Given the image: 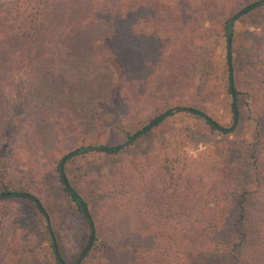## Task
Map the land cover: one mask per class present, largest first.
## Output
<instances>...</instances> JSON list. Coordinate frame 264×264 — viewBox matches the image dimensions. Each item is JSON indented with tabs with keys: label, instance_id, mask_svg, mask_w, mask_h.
I'll list each match as a JSON object with an SVG mask.
<instances>
[{
	"label": "trees",
	"instance_id": "obj_1",
	"mask_svg": "<svg viewBox=\"0 0 264 264\" xmlns=\"http://www.w3.org/2000/svg\"><path fill=\"white\" fill-rule=\"evenodd\" d=\"M262 2L253 1L240 10L248 12ZM191 4L192 0H0V109L8 96L6 87H12L9 95L18 98L23 111L27 93L34 95L32 125L46 144L57 139L55 120L63 117L66 101L82 104L70 108L87 116L114 112L128 120L146 115L150 120L143 126L147 127L144 133L177 112L203 117L212 129L231 133V128L219 125L190 98L166 102V110L150 114L158 96L178 87L179 64L198 54L203 44L200 31L199 37L196 32L188 40L185 27L180 30L182 52L171 41L170 36L180 34L173 36L176 28L170 25L198 16L197 10H190ZM231 20L229 16L223 23L227 36L232 32ZM227 85L236 97L231 111L238 115V91L230 68ZM260 108L257 138L247 161L255 179L253 188L236 182L238 169L226 158L205 152L191 156L176 147L155 148L141 168L132 166L128 173L118 171L107 177L100 191L108 201L96 218L71 182L67 162L93 154L112 158L139 135L130 142L75 146L62 172L57 165V174L64 194L83 215L87 239L74 262L65 264H195L200 256L229 259V264H264V108ZM143 128L129 132V138ZM0 194L31 202L46 218L33 193L4 188ZM92 235L91 246L81 258ZM52 245L56 264H61L53 240Z\"/></svg>",
	"mask_w": 264,
	"mask_h": 264
},
{
	"label": "rangeland",
	"instance_id": "obj_2",
	"mask_svg": "<svg viewBox=\"0 0 264 264\" xmlns=\"http://www.w3.org/2000/svg\"><path fill=\"white\" fill-rule=\"evenodd\" d=\"M253 1L257 0H192L190 10L193 7L199 12L195 20L179 21L170 26L176 28L173 36L179 35L185 27L188 40L196 37V32L199 37L200 31L203 44L197 56L179 64L178 87L158 96L156 109L150 113L155 115L166 110V102L190 98L219 125L232 126L231 133H219L203 117L177 112L166 116L149 132L143 131L112 158L99 154L72 158L66 164L67 173L88 200L96 218L108 201L100 191L106 186L107 177L114 172L128 173L130 168H141L146 155L155 148L172 150L176 147L191 156L205 152L226 158L238 169L236 182L246 186L252 184L251 188L255 186L254 175L247 170V161L251 160L248 150L257 138L256 121L262 116L260 107L264 108V2L233 20L229 35L230 63L227 61L228 36L223 26L227 17ZM170 37L176 50L182 52L181 34L178 38ZM229 68L238 91L240 110L234 124L232 96L227 87ZM5 89L8 96L0 109V141H3L0 146V192L9 188L33 193L42 203L46 218L23 198L0 197V264H56L49 230L60 257L64 262L72 263L85 245L87 230L83 215L75 210L62 190L57 174L59 160L82 142L123 143L135 128H143L150 117L137 114L126 120L114 112L87 116L85 111L81 113L75 109L77 112H72V107L81 108L82 104L66 101L63 117L55 120L59 123L54 125L55 130L59 128L57 139L46 144L40 142L32 125L36 118L34 95L27 93L28 102L23 111L18 98L9 95L12 87ZM13 90L16 94L18 86ZM49 114L52 118V113ZM226 260L200 256L195 264H229L230 260Z\"/></svg>",
	"mask_w": 264,
	"mask_h": 264
},
{
	"label": "water",
	"instance_id": "obj_3",
	"mask_svg": "<svg viewBox=\"0 0 264 264\" xmlns=\"http://www.w3.org/2000/svg\"><path fill=\"white\" fill-rule=\"evenodd\" d=\"M244 11H245V9L240 10L236 15L232 16V20H231V22H230V25H231V26H232V22H233V20L235 19V17H236L237 15H241L242 13H244ZM227 61H228V63H230V36L227 37ZM231 96H232V102L234 103V92H233V91H231ZM190 110H192V109H190ZM168 114H169L168 112L165 113V115H168ZM199 114H201V113H199ZM236 118H237V113L235 112V113H234V117H233V124L236 122ZM209 120H210V119H209ZM156 121H157V120H154V121L152 122V124L156 123ZM210 121H211V120H210ZM212 123L216 125V122L213 121ZM217 127H218V128H221V126H218V125H217ZM230 128H232V126H231ZM146 129H147V127L143 128L142 130H140V131H138L137 133H135L134 135H132V136L127 140V142H130L131 140H133L136 136L140 135V134H141L143 131H145ZM73 151H74V150H73ZM73 151H70V152L66 153V154L63 155V157L61 158V161H60V163H59V168H60L61 172H62V168H63L64 161L66 160V158H67V157H68ZM63 178L65 179V176H64V175H63ZM0 195H1V194H0ZM33 199L35 200L36 203H39V200H38L37 198L33 197ZM80 206H81V209H82L85 213L88 212L87 208L85 207V205H84L83 203H80ZM51 236H52V238H53V239H52L53 242H55L52 232H51ZM92 238H93V235L91 236V238H90L88 244L86 245L85 249L83 250V252H82V254H81V256H80L81 258H83L84 255L88 252V250H89V248H90V246H91ZM56 256H57V258H58V260H59V262H60L61 264H65V262L63 261V259L60 257V254L58 253V251H56Z\"/></svg>",
	"mask_w": 264,
	"mask_h": 264
}]
</instances>
